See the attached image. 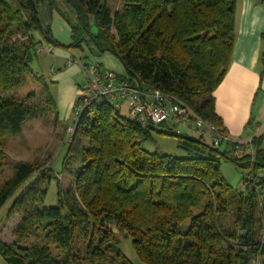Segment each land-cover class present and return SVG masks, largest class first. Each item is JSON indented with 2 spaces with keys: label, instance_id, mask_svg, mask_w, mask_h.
<instances>
[{
  "label": "trees",
  "instance_id": "1",
  "mask_svg": "<svg viewBox=\"0 0 264 264\" xmlns=\"http://www.w3.org/2000/svg\"><path fill=\"white\" fill-rule=\"evenodd\" d=\"M237 3L120 0L113 11L109 0H0V136H15L40 116L59 118L54 83L38 69L48 46L87 52L84 68L88 56L112 55L125 70L119 79L182 101L226 135L214 93L233 61ZM54 13L70 28L69 45L54 37ZM262 43L264 71V34ZM29 78L42 88L40 101L35 92L18 94ZM80 91L72 135L66 127L60 146L72 186L63 187L49 162H20L0 187V213L25 197L15 241H0L8 264H131L120 237L132 240L143 264H252L264 256V133L246 147L232 141L221 149L224 142L208 144L204 133L139 124L121 115L126 103L85 102ZM156 125L178 139L185 157L145 149ZM6 160L1 145L0 175ZM223 161L247 171L242 190L224 180ZM52 182L57 201L46 207Z\"/></svg>",
  "mask_w": 264,
  "mask_h": 264
},
{
  "label": "crops",
  "instance_id": "2",
  "mask_svg": "<svg viewBox=\"0 0 264 264\" xmlns=\"http://www.w3.org/2000/svg\"><path fill=\"white\" fill-rule=\"evenodd\" d=\"M248 1L240 30L235 33L233 61L223 82L214 93L216 112L222 119L226 135L231 141L244 147L253 137L264 133V76L262 78L257 69L263 45L264 4L259 6L254 5L253 0ZM51 27L56 40L64 45L71 43L70 28L59 14L52 15ZM45 51L52 63L51 76L48 78L54 83L60 120L67 122L72 118L75 101L81 94L80 88L88 82L83 63L80 61L87 52L49 46ZM87 62L99 66L102 70L113 71L119 78L125 76L122 64L110 54L99 58L88 56ZM41 63L43 60L40 59L38 69L44 70L45 65ZM80 74L84 77L80 78ZM80 79L83 81L78 82ZM252 119L254 122H251ZM250 123L252 125L247 129ZM252 130L255 131L253 135L250 133ZM259 176L264 177V170Z\"/></svg>",
  "mask_w": 264,
  "mask_h": 264
},
{
  "label": "rangeland",
  "instance_id": "3",
  "mask_svg": "<svg viewBox=\"0 0 264 264\" xmlns=\"http://www.w3.org/2000/svg\"><path fill=\"white\" fill-rule=\"evenodd\" d=\"M248 0H238L237 3V18H236V34L239 32L242 16L244 15L245 10L247 9ZM254 5H262L264 4V0H253ZM109 4L111 8L117 10L120 7V0H109ZM263 49V45H262ZM46 52V51H45ZM43 52L40 56V59L43 60L41 65L44 66V70L42 74L45 75L46 80L49 82V78L51 76L50 73V59L48 55ZM77 55V52L75 53ZM262 56V55H261ZM260 56V57H261ZM36 67V66H35ZM35 69V68H34ZM259 75L264 76V71L262 70V63H259V67L257 68ZM80 78L84 77L81 74ZM83 79H80L81 82ZM54 87V86H53ZM51 88L52 93L56 99V91L54 88ZM42 88L38 84H36L33 79H28V84L21 89L18 94L20 97L24 98L29 93L35 92L38 95L37 101L41 100ZM121 115L123 117H130V111L128 105L124 104L121 109ZM74 119L73 116L69 121H61L60 116L56 119L53 113L40 116L36 119L27 121L21 133L17 135H8L6 137L0 136V146L2 145L5 153H6V165L3 168L2 174L0 175V187L7 182L10 178L13 177V168L16 164L20 162L27 163H47L53 165V170L55 171L56 177L61 181L63 187L65 189L72 186L74 177L68 174L66 168H63V157L66 149L60 148L61 144L68 141L66 138V127L71 126ZM253 119L251 120V122ZM254 122V121H253ZM250 123L247 126V129L250 128ZM73 128V127H72ZM167 129L165 127H161L156 125L155 130H151V135L153 139V143H147L145 145V149L149 152H160L162 154L171 155L174 157L183 158L186 154L178 148V139L173 136H169L166 134ZM183 134L188 136H193L199 138L202 136V132L192 133L187 129H181ZM70 135H72L71 128L69 129ZM252 135L255 131L250 132ZM205 140L208 144L213 143L212 136L209 134H204ZM226 143L221 145V149H225ZM51 156L53 158H51ZM76 164L72 167L75 168ZM71 168V169H72ZM221 171L224 180L226 183L234 188L235 190L243 189V177L247 174V171L235 166L233 163L228 161H223L221 164ZM44 187V186H43ZM25 201V197L19 200L14 208L13 202H10L5 206V208L0 213V241L7 245H12L15 241L14 233L21 224V220L23 218V212L20 208ZM57 201V188L56 183L52 182L49 185L48 197L45 201L46 207L55 206ZM23 202V203H22ZM119 249L122 254L131 262V264H143L138 256L136 255L133 246L132 240L130 238H119ZM0 264H8L0 255ZM252 264H264V256L253 261Z\"/></svg>",
  "mask_w": 264,
  "mask_h": 264
},
{
  "label": "built area",
  "instance_id": "4",
  "mask_svg": "<svg viewBox=\"0 0 264 264\" xmlns=\"http://www.w3.org/2000/svg\"><path fill=\"white\" fill-rule=\"evenodd\" d=\"M84 72L88 80L82 92L86 97L85 102L90 98H109L118 108L126 103L131 119L139 124H146L148 121L154 124L172 122L177 128H187L193 132L211 135L213 145L216 147L223 142H232L215 126L204 122L182 101L150 88H142L136 81L119 79L113 71L102 70L95 64L85 67ZM250 142L251 140L247 145Z\"/></svg>",
  "mask_w": 264,
  "mask_h": 264
}]
</instances>
